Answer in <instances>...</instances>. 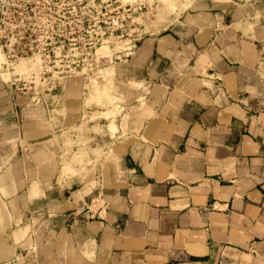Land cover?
I'll use <instances>...</instances> for the list:
<instances>
[{
    "label": "crops",
    "instance_id": "obj_1",
    "mask_svg": "<svg viewBox=\"0 0 264 264\" xmlns=\"http://www.w3.org/2000/svg\"><path fill=\"white\" fill-rule=\"evenodd\" d=\"M182 2L112 118L59 131L0 71V264H264V0Z\"/></svg>",
    "mask_w": 264,
    "mask_h": 264
},
{
    "label": "rangeland",
    "instance_id": "obj_2",
    "mask_svg": "<svg viewBox=\"0 0 264 264\" xmlns=\"http://www.w3.org/2000/svg\"><path fill=\"white\" fill-rule=\"evenodd\" d=\"M54 1L59 4L61 12L75 11L78 17L75 32L64 33L62 36L51 39V44L55 47L49 51V56L30 57L32 63L37 65L31 69L28 68L29 70L27 68L24 69L25 71L19 70L23 67L18 66L20 61L18 63L17 59L10 66L3 65L0 68L1 79L7 80L8 72L18 75V87L11 90L29 96L32 98V103L45 104L47 117L58 130L62 128L61 126L72 127L74 124L81 123L85 127V124L89 122L93 124V115L99 114L89 113L93 111L104 110V113L99 115L112 118L119 108H115L117 100L112 99L110 95L115 90V96H119L117 91L120 85L115 88L116 83L113 79L109 90L105 89L107 93L102 91L104 89H98L99 83L103 80L100 71L114 66L115 73L118 74L117 66L114 64V61L118 59L113 56L119 55L121 49L137 44L139 38L157 30L160 31L165 21L184 7L183 2L182 0L168 1L164 8L167 11L165 13L158 5L159 0ZM66 30H69L67 26ZM34 38L26 37V40L21 41L20 44H31L34 47L39 43L33 42ZM105 45L110 53L99 54L100 56L96 54L95 48ZM1 58L4 62L3 56ZM23 60L27 62V59ZM40 64L42 67L39 66ZM91 86H94V92L90 89ZM90 103H94L95 106L89 105ZM109 106L113 107V115L109 112L111 110ZM82 108L87 113L80 120V113L82 114L83 111H77ZM95 131L97 132L93 130ZM71 134H73L72 130L64 133L60 142L67 141L66 138L70 139ZM64 152L65 156L71 157L70 162H72L76 155H72L71 147L65 146ZM82 154L84 155L83 152ZM77 156L80 155L77 154Z\"/></svg>",
    "mask_w": 264,
    "mask_h": 264
},
{
    "label": "built area",
    "instance_id": "obj_3",
    "mask_svg": "<svg viewBox=\"0 0 264 264\" xmlns=\"http://www.w3.org/2000/svg\"><path fill=\"white\" fill-rule=\"evenodd\" d=\"M77 22L75 11L61 12L54 0H0V53L4 58L1 66H10L17 58L48 57L55 47L51 39L73 34ZM30 36L39 43L34 47L20 44ZM18 80L12 79L8 86L17 89Z\"/></svg>",
    "mask_w": 264,
    "mask_h": 264
},
{
    "label": "bare ground",
    "instance_id": "obj_4",
    "mask_svg": "<svg viewBox=\"0 0 264 264\" xmlns=\"http://www.w3.org/2000/svg\"><path fill=\"white\" fill-rule=\"evenodd\" d=\"M168 1H172V0H161V2H160V0H159V4L158 5H160V8L165 12V13H167V11L164 9L165 8V5H166V3L168 2ZM157 16V15H156ZM153 23V22H152ZM126 41V40H125ZM105 42V41H104ZM116 48V47H115ZM95 51H96V54H100V55H105V54H108V53H110L109 52V50H108V48H107V46L105 45L104 47H100V48H95ZM2 54L0 53V68L2 67L1 66V64L3 63L2 61H3V59L1 58L2 56H1ZM99 55V56H100ZM2 59V60H1ZM20 59V60H19ZM23 59H27L26 61L27 62H25ZM17 60H18V63H19V61H20V63H19V67H23V69H20L19 68V70H24L25 68H29V69H31V68H33L34 66H36L37 64H35L34 65V63H32L33 61L31 60V58H17ZM16 61V60H15ZM34 61H36V60H34ZM37 63V62H36ZM28 69V70H29ZM39 69V68H38ZM18 70V71H19ZM25 71V70H24ZM32 71V70H31ZM21 72V71H20ZM20 72H17V73H20ZM23 72V71H22ZM21 72V73H22ZM101 72V75H102V78H103V80H101V83H99V85H98V89H100V90H102V89H104V90H102V91H104L105 93H107V91H105V89L106 90H109V88H110V85H111V83H112V81H113V78H114V76H115V72H114V67H108V68H106V69H103V70H101L100 71ZM16 73V72H15ZM20 73V74H21ZM91 81V80H90ZM94 81V80H93ZM92 81V82H93ZM92 85V84H91ZM94 85H95V83H94ZM92 87V86H91ZM90 87V89H92V91L94 92L95 90H93V88H94V86L91 88ZM96 87V86H95ZM131 88V87H130ZM98 89H96V90H98ZM91 91V92H92ZM92 92V93H93ZM103 92V93H104ZM111 101V100H110Z\"/></svg>",
    "mask_w": 264,
    "mask_h": 264
}]
</instances>
